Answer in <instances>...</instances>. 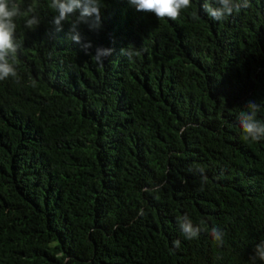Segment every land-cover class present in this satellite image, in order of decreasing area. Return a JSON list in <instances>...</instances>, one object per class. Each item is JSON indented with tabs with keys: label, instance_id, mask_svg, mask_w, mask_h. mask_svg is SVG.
Here are the masks:
<instances>
[{
	"label": "trees",
	"instance_id": "16d2710c",
	"mask_svg": "<svg viewBox=\"0 0 264 264\" xmlns=\"http://www.w3.org/2000/svg\"><path fill=\"white\" fill-rule=\"evenodd\" d=\"M204 2L160 20L100 0L86 52L74 17L57 30L51 0H18L39 25L16 18L19 82L0 81V264H253L264 139H243L238 116L256 101L264 121V0L224 21Z\"/></svg>",
	"mask_w": 264,
	"mask_h": 264
},
{
	"label": "clouds",
	"instance_id": "9594fccd",
	"mask_svg": "<svg viewBox=\"0 0 264 264\" xmlns=\"http://www.w3.org/2000/svg\"><path fill=\"white\" fill-rule=\"evenodd\" d=\"M128 3L136 11L154 14L157 19L176 20L182 10L191 6L192 0H128ZM50 7L56 11V15L53 16V23L57 26V30H62L63 24L69 17H74L70 28L71 39L80 44L86 52L91 49L92 43L91 41L85 42L81 25H86L92 31L102 29L103 19L100 0H51ZM247 7L248 0H212V2L205 0L203 4L204 11L214 21H224L234 12ZM21 16L25 18V27L32 29L39 25L34 3L28 5L27 8H22L18 0H0V81L13 78L17 83L19 82L17 68L10 61L15 60L20 48L16 39L17 25L15 20ZM112 51L113 49L110 48L97 47L92 60L103 67L104 59L110 56ZM121 54L131 60L138 52L130 44L121 49ZM246 109L241 111L238 116L240 126L245 134L243 139L251 141L264 139V121L257 119L260 105L256 101H249L246 104ZM204 179L206 180V177ZM143 214V210H141L140 215ZM178 223L180 232L185 239L192 240L198 237L201 228L194 226L187 217L179 219ZM210 235L219 244L223 243L224 233L220 228L213 227ZM173 243L176 247L180 246V240ZM254 253L251 258L253 264L256 259L264 261V240L256 245Z\"/></svg>",
	"mask_w": 264,
	"mask_h": 264
}]
</instances>
